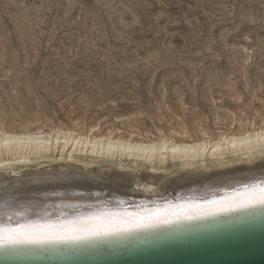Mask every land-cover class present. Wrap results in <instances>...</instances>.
Here are the masks:
<instances>
[{
    "label": "rangeland",
    "instance_id": "1",
    "mask_svg": "<svg viewBox=\"0 0 264 264\" xmlns=\"http://www.w3.org/2000/svg\"><path fill=\"white\" fill-rule=\"evenodd\" d=\"M260 125L264 0H0V130L148 140Z\"/></svg>",
    "mask_w": 264,
    "mask_h": 264
},
{
    "label": "bare ground",
    "instance_id": "2",
    "mask_svg": "<svg viewBox=\"0 0 264 264\" xmlns=\"http://www.w3.org/2000/svg\"><path fill=\"white\" fill-rule=\"evenodd\" d=\"M175 138L139 140L96 131L85 135L61 128H1L0 237L140 217L165 219L184 210L192 215L204 210L195 205H245L83 240L93 245L98 244L96 240L123 241L120 235L154 234L164 226L174 228L192 220H214L264 207L248 203L258 199L264 188V125L214 137ZM181 205L185 207H177ZM46 244L71 245L0 244V248Z\"/></svg>",
    "mask_w": 264,
    "mask_h": 264
},
{
    "label": "water",
    "instance_id": "3",
    "mask_svg": "<svg viewBox=\"0 0 264 264\" xmlns=\"http://www.w3.org/2000/svg\"><path fill=\"white\" fill-rule=\"evenodd\" d=\"M213 219L120 235L123 241L4 247L0 264H264V207Z\"/></svg>",
    "mask_w": 264,
    "mask_h": 264
},
{
    "label": "snow or ice",
    "instance_id": "4",
    "mask_svg": "<svg viewBox=\"0 0 264 264\" xmlns=\"http://www.w3.org/2000/svg\"><path fill=\"white\" fill-rule=\"evenodd\" d=\"M264 190V188H261ZM264 203V201H259ZM215 201L212 202L215 205ZM249 204L258 203L256 200H252L248 202ZM245 205H234V206H201L195 205L197 209L203 207L204 210L197 211L195 215L190 214L187 210L182 212L173 214L165 219H152L149 218L145 220L143 217L139 219L133 220H118V221H110L107 223H100L94 224L90 227H81L78 229H71L67 231H39L34 233H28L20 236H8V237H0V244L3 245H16V244H35V243H49V242H71V241H78L84 239H91L97 238L102 236H109V235H117L122 232L140 230V229H147L154 227L158 224H167L172 221L177 220H191L195 219L198 216H203L207 214L219 213L232 210V207H243ZM180 208H184L185 206H177ZM127 215L135 217V213H128ZM10 231H17V230H10Z\"/></svg>",
    "mask_w": 264,
    "mask_h": 264
},
{
    "label": "clouds",
    "instance_id": "5",
    "mask_svg": "<svg viewBox=\"0 0 264 264\" xmlns=\"http://www.w3.org/2000/svg\"><path fill=\"white\" fill-rule=\"evenodd\" d=\"M260 193L261 194H260L259 198L256 199V201H258V203H261L259 201H264V190H261ZM262 204H264V203H262Z\"/></svg>",
    "mask_w": 264,
    "mask_h": 264
}]
</instances>
